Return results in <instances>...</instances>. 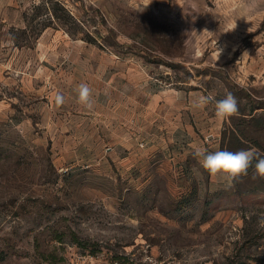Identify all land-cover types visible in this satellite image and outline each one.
Listing matches in <instances>:
<instances>
[{"label":"rangeland","instance_id":"374dc122","mask_svg":"<svg viewBox=\"0 0 264 264\" xmlns=\"http://www.w3.org/2000/svg\"><path fill=\"white\" fill-rule=\"evenodd\" d=\"M157 91L239 110L174 156L147 143ZM233 124L264 158V0H0V264H264V178L195 156Z\"/></svg>","mask_w":264,"mask_h":264},{"label":"crops","instance_id":"0c3cea01","mask_svg":"<svg viewBox=\"0 0 264 264\" xmlns=\"http://www.w3.org/2000/svg\"><path fill=\"white\" fill-rule=\"evenodd\" d=\"M191 94L178 95L177 92L161 94L159 91L153 93L145 117V134L150 147L159 141V152L163 149L168 151L167 145H170L174 149L169 150V153L175 156L177 155V146L181 150L186 142L189 145H201L203 143L202 137L208 136H204V132L207 130L196 127L197 122H201L203 127H205V123L210 121L212 124L213 120L222 122L215 117V111L210 108L211 103L204 108L195 107L197 100L192 98ZM163 98L166 99V103H161ZM162 107L164 110L161 109ZM159 111H161L160 115ZM212 130L213 128H211Z\"/></svg>","mask_w":264,"mask_h":264},{"label":"clouds","instance_id":"9594fccd","mask_svg":"<svg viewBox=\"0 0 264 264\" xmlns=\"http://www.w3.org/2000/svg\"><path fill=\"white\" fill-rule=\"evenodd\" d=\"M149 5V4H148ZM145 5V8L148 6ZM144 8V9H145ZM78 102L86 108L92 107V89L86 83H81L77 89ZM56 103L63 104L62 95H57ZM209 103H214L215 117L226 120L238 113V101L232 93H227L223 99L215 100L210 95H200L195 102V107L204 108ZM195 156L198 158L200 166L213 177L219 179L230 188L234 182L241 177L247 176L249 169L254 167V176L264 178V158L258 157L256 151L242 149L239 151L217 150L207 152L204 149H196ZM255 161V163H254ZM258 225L264 228V214L258 218Z\"/></svg>","mask_w":264,"mask_h":264},{"label":"trees","instance_id":"16d2710c","mask_svg":"<svg viewBox=\"0 0 264 264\" xmlns=\"http://www.w3.org/2000/svg\"><path fill=\"white\" fill-rule=\"evenodd\" d=\"M232 127L233 128L231 130V133H230L231 135H230V139H229L230 142L225 147H226V150L227 151H233V152H235V150H238V151H239V149L241 150V147L240 146L242 145V132H239V129L236 127V125L234 126V124L232 125ZM224 150H225V148H224ZM252 169L253 168H250L249 169V172Z\"/></svg>","mask_w":264,"mask_h":264}]
</instances>
